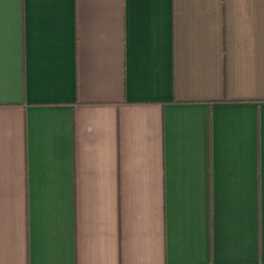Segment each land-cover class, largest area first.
<instances>
[{
	"label": "crops",
	"instance_id": "obj_1",
	"mask_svg": "<svg viewBox=\"0 0 264 264\" xmlns=\"http://www.w3.org/2000/svg\"><path fill=\"white\" fill-rule=\"evenodd\" d=\"M0 264H264V0H0Z\"/></svg>",
	"mask_w": 264,
	"mask_h": 264
}]
</instances>
